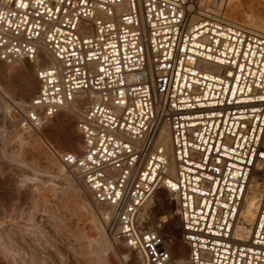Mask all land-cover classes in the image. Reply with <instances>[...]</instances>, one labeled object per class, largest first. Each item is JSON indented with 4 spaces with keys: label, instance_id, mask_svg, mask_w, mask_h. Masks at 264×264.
<instances>
[{
    "label": "built area",
    "instance_id": "obj_1",
    "mask_svg": "<svg viewBox=\"0 0 264 264\" xmlns=\"http://www.w3.org/2000/svg\"><path fill=\"white\" fill-rule=\"evenodd\" d=\"M37 60V93L0 86V116L36 132L81 103L82 148L59 158L114 242L140 264H264V191L241 219L264 188V31L209 0H0V62Z\"/></svg>",
    "mask_w": 264,
    "mask_h": 264
},
{
    "label": "rangeland",
    "instance_id": "obj_2",
    "mask_svg": "<svg viewBox=\"0 0 264 264\" xmlns=\"http://www.w3.org/2000/svg\"><path fill=\"white\" fill-rule=\"evenodd\" d=\"M233 3L238 12L226 11L227 15L247 22L250 16L264 20V0H233ZM29 63L0 62L3 92L21 103L34 97L39 88L35 72L41 63L30 67ZM32 80L36 86L33 91ZM5 113L8 114V107ZM79 114L63 110L37 133L23 131L14 117L8 121L6 116H0V264H95L99 251L96 240L101 235L96 223L103 225V235L110 236L108 221L101 216L106 208L99 206L90 193L81 191V185H85L59 158L60 154L78 152L82 148V138L76 130ZM158 196L164 199V210L171 213L167 194L159 192ZM158 213L166 215L162 210ZM173 233L179 235L177 226ZM61 256L65 262H61ZM121 257L110 260L109 264H122Z\"/></svg>",
    "mask_w": 264,
    "mask_h": 264
},
{
    "label": "bare ground",
    "instance_id": "obj_3",
    "mask_svg": "<svg viewBox=\"0 0 264 264\" xmlns=\"http://www.w3.org/2000/svg\"><path fill=\"white\" fill-rule=\"evenodd\" d=\"M209 1H212L214 7H219L220 9L223 8V10L226 11H229L231 14L233 13H237L238 10H237V7L234 5L233 3V0H209ZM237 1V0H236ZM217 3H219V6L217 5ZM239 6V5H238ZM248 23L255 27V28H258L262 31H264V20L263 19H260L258 17H252L250 16L249 19H248ZM45 57L47 56V54H43ZM42 61L43 60H37L36 62H31L29 63V67L33 64H39L41 63V66H44V65H53L54 64V61L53 60H45L46 61V64H42ZM45 61L43 63H45ZM25 62V61H23ZM23 62H20V63H23ZM18 63V64H20ZM39 67V66H38ZM4 68V67H3ZM28 68V67H26ZM5 69V68H4ZM10 69V68H9ZM32 70V69H31ZM2 71V70H1ZM36 73V72H35ZM13 83V82H12ZM11 83V84H12ZM10 85V84H9ZM35 82L32 80L30 81V88L31 90L33 91L34 88H35ZM5 94V93H4ZM7 95V94H5ZM8 96V95H7ZM9 97V96H8ZM31 97V96H30ZM10 98V97H9ZM15 100V99H14ZM0 101L3 102L4 104V108H5V112L7 111V107H8V113L10 112V109L12 108V104H9L8 102H6V100H4L2 98V96L0 95ZM21 103V102H19ZM63 110H66V111H72V112H76V113H81L82 112V105L81 103H78L74 106H68L66 108H64ZM62 110V111H63ZM75 117V116H74ZM77 117V115H76ZM42 130V129H41ZM40 130V131H41ZM24 131V130H23ZM27 132V131H25ZM39 132V131H36V133ZM27 133H34V132H27ZM30 135V134H29ZM31 136V135H30ZM162 139L163 141H169L170 140V132L168 129L165 130V132L163 133L162 135ZM49 159V158H48ZM61 160V159H60ZM62 162V161H61ZM51 163V162H50ZM63 164V163H62ZM64 165V164H63ZM65 166V165H64ZM39 167V166H38ZM67 169H69L67 166H65ZM52 169V168H51ZM70 170V169H69ZM48 171V170H47ZM60 171V170H59ZM72 171V170H70ZM61 172H64L63 170H61ZM68 173V172H67ZM73 173V172H72ZM57 174V173H56ZM62 175V174H61ZM70 175V174H69ZM68 177V176H67ZM76 180V179H75ZM69 182V181H68ZM76 183V182H75ZM84 184V183H83ZM70 186V185H69ZM72 186V184H71ZM75 187H73L74 189ZM81 191H83L85 194L87 193H90V191L88 190L87 187L81 185ZM263 191H264V188H263V185H258L257 182L254 181V184L253 186L251 187V190L249 191L248 195L246 196L245 198V201L243 203V206H242V209H241V219L242 221L244 222V224H252L253 221L255 220V217L257 215V212L259 210V207L261 205V200H262V196H263ZM77 193V192H75ZM90 195L92 196V194L90 193ZM74 196V195H73ZM80 196V195H79ZM76 197V196H74ZM85 197V196H84ZM88 197V196H87ZM71 198V197H70ZM93 198V197H92ZM72 199V198H71ZM84 200V199H83ZM94 200V199H93ZM68 201V200H67ZM80 201V200H79ZM69 202V201H68ZM71 202V201H70ZM81 202V201H80ZM73 203V202H71ZM77 203V202H76ZM152 203L153 202H150L149 203V207L152 206ZM69 205V203H68ZM78 205V204H76ZM88 205V204H87ZM90 205V204H89ZM70 206V205H69ZM76 207V206H75ZM71 208V207H70ZM45 209V208H44ZM74 209V208H72ZM90 210V209H89ZM88 210V211H89ZM106 210V209H105ZM162 212H164L166 214V217L168 218L169 220V229L172 233L173 231V228L177 226V220H176V217L175 215L171 212V213H168V211H166V209L164 210V207L161 206V209ZM50 211V210H49ZM40 212V211H39ZM51 212V211H50ZM83 212V211H82ZM100 212V210H99ZM105 212V211H104ZM52 213V212H51ZM92 213V212H90ZM102 213V212H101ZM33 214V213H32ZM36 214V213H35ZM42 214V213H41ZM45 214V213H44ZM105 214L106 213H102L101 216L105 218ZM87 215V214H86ZM48 216V215H47ZM96 216V215H95ZM36 217V216H35ZM49 217V216H48ZM97 217V216H96ZM89 218V217H88ZM32 219V218H31ZM35 219V218H34ZM54 219V218H53ZM91 219V218H90ZM96 219V218H95ZM30 220V219H29ZM92 220V219H91ZM100 220V219H99ZM31 221V220H30ZM43 221V220H41ZM37 222V221H36ZM35 222V223H36ZM40 222V221H39ZM48 222V221H47ZM62 222V221H61ZM97 222V221H96ZM41 223V222H40ZM39 223V224H40ZM48 224V223H47ZM43 226V224H41ZM45 225V224H44ZM64 225V224H63ZM96 226L98 228V230L101 232V235L98 236L97 240L98 241V244H99V251H98V255L96 256L95 258V264H109L110 260H113V259H117V257L119 255H122V264H140L139 260H138V257L132 253L131 251H128L124 246L122 245H119L117 244L116 242L113 241V239H111V232H110V228H109V225L107 226V231L109 233L110 236H105L103 235V232H104V228H103V225L100 223V222H97L96 223ZM21 227V225H20ZM38 228V226H37ZM43 228V227H42ZM54 228V227H53ZM94 228V227H93ZM92 228V229H93ZM23 229V228H22ZM21 229V231H22ZM47 229V228H46ZM28 230V229H27ZM32 230V229H31ZM44 230V229H43ZM30 231V230H28ZM59 231V230H58ZM47 232V231H46ZM49 232V231H48ZM96 232V231H95ZM94 233V232H93ZM21 234V233H20ZM44 234V233H43ZM50 234V233H48ZM58 234V233H57ZM70 234V233H69ZM79 235V234H78ZM83 235V234H82ZM96 235V234H95ZM86 237V236H85ZM81 238V237H79ZM89 239V238H88ZM80 240V239H79ZM62 241V240H60ZM112 241V242H111ZM63 242V241H62ZM69 242V241H68ZM77 242V241H75ZM88 242V241H87ZM78 243V242H77ZM81 243V242H80ZM61 244V243H60ZM64 244V243H63ZM67 244V243H66ZM88 245V244H86ZM67 247V245H66ZM75 248V247H74ZM84 248V247H83ZM63 249V248H62ZM61 250V249H59ZM70 250V249H69ZM71 251V250H70ZM79 251V249H78ZM62 252V251H61ZM75 252L78 254V252L75 250ZM78 256V255H77ZM90 256V255H89ZM88 256V257H89ZM59 257V256H58ZM65 257V256H64ZM72 257V256H71ZM79 257V256H78ZM87 257V258H88ZM62 260L61 262H65V258H63L61 256ZM73 258V257H72ZM84 260H88V259H85V257H83ZM91 258V257H90ZM34 259V258H32ZM67 259V257H66ZM82 259V258H81ZM93 259V258H92ZM35 261V260H34ZM70 261V260H69ZM94 261V260H93ZM69 263V262H68ZM71 263V261H70ZM34 264V263H33Z\"/></svg>",
    "mask_w": 264,
    "mask_h": 264
}]
</instances>
